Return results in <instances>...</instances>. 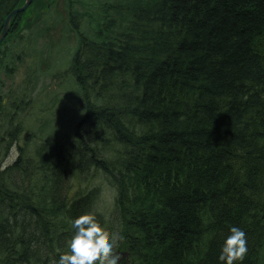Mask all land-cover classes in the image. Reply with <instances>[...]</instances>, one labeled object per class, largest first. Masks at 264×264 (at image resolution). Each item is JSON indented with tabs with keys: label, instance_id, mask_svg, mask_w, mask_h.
<instances>
[{
	"label": "trees",
	"instance_id": "obj_1",
	"mask_svg": "<svg viewBox=\"0 0 264 264\" xmlns=\"http://www.w3.org/2000/svg\"><path fill=\"white\" fill-rule=\"evenodd\" d=\"M23 1L0 0V21ZM94 41L71 68L98 99L74 173L101 170L116 207L69 195L60 144L21 155L0 168V264H54L81 213L122 236L120 264H222L230 225L247 233L237 264H264V0H154Z\"/></svg>",
	"mask_w": 264,
	"mask_h": 264
},
{
	"label": "rangeland",
	"instance_id": "obj_2",
	"mask_svg": "<svg viewBox=\"0 0 264 264\" xmlns=\"http://www.w3.org/2000/svg\"><path fill=\"white\" fill-rule=\"evenodd\" d=\"M153 1L31 0L0 45L1 170L21 155L60 144L62 153L73 155L66 159L73 170L69 195L96 188V210L110 219L117 189L98 168L74 173L77 128L94 93L87 88L85 94L71 68L82 39L101 41L124 31L135 9ZM102 232L111 235L108 226Z\"/></svg>",
	"mask_w": 264,
	"mask_h": 264
},
{
	"label": "clouds",
	"instance_id": "obj_3",
	"mask_svg": "<svg viewBox=\"0 0 264 264\" xmlns=\"http://www.w3.org/2000/svg\"><path fill=\"white\" fill-rule=\"evenodd\" d=\"M71 225V239L66 248L60 250L54 264H120L122 254L117 250V241L122 236L102 232L94 216L87 213L72 218ZM247 252V233L237 225H230L217 259L222 264H237L244 260Z\"/></svg>",
	"mask_w": 264,
	"mask_h": 264
},
{
	"label": "water",
	"instance_id": "obj_4",
	"mask_svg": "<svg viewBox=\"0 0 264 264\" xmlns=\"http://www.w3.org/2000/svg\"><path fill=\"white\" fill-rule=\"evenodd\" d=\"M30 3H31V0H25L22 5L15 7L6 15L4 23H3V28L0 32V44L6 36L11 18L14 16V14L24 11L29 6ZM121 254L124 255L125 252H121Z\"/></svg>",
	"mask_w": 264,
	"mask_h": 264
},
{
	"label": "flooded vegetation",
	"instance_id": "obj_5",
	"mask_svg": "<svg viewBox=\"0 0 264 264\" xmlns=\"http://www.w3.org/2000/svg\"><path fill=\"white\" fill-rule=\"evenodd\" d=\"M25 12V11H24ZM24 12H22V13H18L17 15H14L13 17H12V19H11V21H10V24H9V27H8V31H7V35H9L10 33V31L13 29V28H15V27H17L18 25L16 24V22L14 23L13 21L14 20H16L17 18H19L20 16H22L23 14H24ZM16 24V25H15ZM2 27H3V23L1 24V26H0V30L2 29ZM1 47V46H0ZM4 58V56H3V53H1V50H0V59H3ZM0 66H1V61H0ZM8 98H10V96H8ZM121 258H122V256H121Z\"/></svg>",
	"mask_w": 264,
	"mask_h": 264
}]
</instances>
